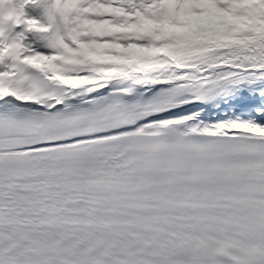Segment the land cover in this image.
Segmentation results:
<instances>
[{
  "label": "snow or ice",
  "instance_id": "6c2138e0",
  "mask_svg": "<svg viewBox=\"0 0 264 264\" xmlns=\"http://www.w3.org/2000/svg\"><path fill=\"white\" fill-rule=\"evenodd\" d=\"M0 264H264V0H0Z\"/></svg>",
  "mask_w": 264,
  "mask_h": 264
},
{
  "label": "bare ground",
  "instance_id": "6f19581e",
  "mask_svg": "<svg viewBox=\"0 0 264 264\" xmlns=\"http://www.w3.org/2000/svg\"><path fill=\"white\" fill-rule=\"evenodd\" d=\"M220 107L223 108L224 106L221 105ZM219 114H220V109L211 110V109L206 108L205 113L202 114V118H208L209 116L215 118Z\"/></svg>",
  "mask_w": 264,
  "mask_h": 264
}]
</instances>
